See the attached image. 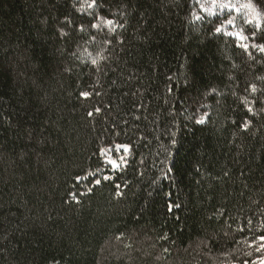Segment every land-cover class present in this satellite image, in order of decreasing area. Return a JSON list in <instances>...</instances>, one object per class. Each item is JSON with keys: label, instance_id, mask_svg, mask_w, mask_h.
Here are the masks:
<instances>
[{"label": "trees", "instance_id": "trees-1", "mask_svg": "<svg viewBox=\"0 0 264 264\" xmlns=\"http://www.w3.org/2000/svg\"><path fill=\"white\" fill-rule=\"evenodd\" d=\"M252 16L207 0H0V264L263 258ZM116 146L129 152L112 170L101 153Z\"/></svg>", "mask_w": 264, "mask_h": 264}, {"label": "rangeland", "instance_id": "rangeland-1", "mask_svg": "<svg viewBox=\"0 0 264 264\" xmlns=\"http://www.w3.org/2000/svg\"><path fill=\"white\" fill-rule=\"evenodd\" d=\"M239 1L241 0H225L224 2L218 1V0H207V3L211 6V11L220 10L223 11V9H228V11L232 10L236 13H239L241 10L247 9L253 16V20L258 22V25L264 21V14H259L258 11H256L254 8H252L251 3L249 2H243L242 4H239ZM227 5V7H225ZM245 5H250L249 7H244ZM234 32L230 31V34ZM127 148V147H126ZM112 152L111 150L108 151L107 154H104L106 157L105 162H107L108 167H110L112 170L119 169L124 164V155L127 154V150H124V147L117 146ZM103 154V153H101ZM113 154H116L113 156ZM110 161H115L117 164L116 168H113ZM262 247L264 248V242L262 244ZM256 264H264V258Z\"/></svg>", "mask_w": 264, "mask_h": 264}, {"label": "snow or ice", "instance_id": "snow-or-ice-1", "mask_svg": "<svg viewBox=\"0 0 264 264\" xmlns=\"http://www.w3.org/2000/svg\"><path fill=\"white\" fill-rule=\"evenodd\" d=\"M93 3H95V0H93ZM249 6L250 5H245L244 7H249ZM225 7H227V5ZM109 23H111V21H109ZM229 23H231V21H229ZM93 27H95V25H93ZM215 32L217 34L221 33V28L216 27L215 28ZM237 38L240 39V40H242V41L247 39V37L240 36L239 34L237 35ZM253 38H254V35H253ZM239 46L242 47V48H244L245 51H247V49H248V45L245 44V43H241V45H239ZM253 47L258 48L260 52H264V45H253ZM82 95L85 98H87V95L88 94L87 93H83ZM97 111H99V110L97 109ZM89 115H92V113H89ZM122 147H124V150H127L126 146H122ZM110 163L112 164L113 168H116L117 167V164H116L115 161H110ZM104 179L107 180L108 177H104ZM95 183L97 185H99L101 183V181L99 179H97V180H95ZM116 187L119 188L120 185H117ZM261 240H262V242H264V237H261Z\"/></svg>", "mask_w": 264, "mask_h": 264}, {"label": "bare ground", "instance_id": "bare-ground-1", "mask_svg": "<svg viewBox=\"0 0 264 264\" xmlns=\"http://www.w3.org/2000/svg\"><path fill=\"white\" fill-rule=\"evenodd\" d=\"M116 147H117V146H116ZM114 149H115V148H114ZM114 149H111V151L114 152V151H113ZM107 153H108V152H107ZM107 153H103V154H102V157H103V159H104V162H105V160H106V157H105L104 154H107ZM113 155H116V154H113ZM125 158H126V157H125ZM105 163H106V165H107V167H108L107 162H105ZM124 164H125V162H124ZM109 169H111V168L109 167Z\"/></svg>", "mask_w": 264, "mask_h": 264}]
</instances>
